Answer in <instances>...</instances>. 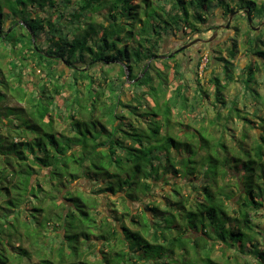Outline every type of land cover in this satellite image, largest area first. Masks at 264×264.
Listing matches in <instances>:
<instances>
[{
    "label": "trees",
    "instance_id": "1",
    "mask_svg": "<svg viewBox=\"0 0 264 264\" xmlns=\"http://www.w3.org/2000/svg\"><path fill=\"white\" fill-rule=\"evenodd\" d=\"M160 2L0 0V264H264V119L226 101L237 41L223 78L210 76L208 126L198 76L158 58L189 7L204 25L213 2L233 9ZM249 6L260 23L264 4ZM244 44L249 102L261 98L264 34Z\"/></svg>",
    "mask_w": 264,
    "mask_h": 264
},
{
    "label": "rangeland",
    "instance_id": "2",
    "mask_svg": "<svg viewBox=\"0 0 264 264\" xmlns=\"http://www.w3.org/2000/svg\"><path fill=\"white\" fill-rule=\"evenodd\" d=\"M152 1L153 6L159 10L160 9V0H150ZM186 1L187 5L189 4L190 0H184ZM226 4H229L233 11H236L239 9L242 10L245 7L249 6L250 2H254L257 7H260L261 4H264V0H225ZM135 4H138L139 1L134 2ZM171 3L168 4V7H171ZM189 7V5H188ZM209 12L204 14L205 20H207V23L205 25L203 23L197 22V20L194 17L195 10L189 7V23L187 28L183 30V32L179 31H174L172 34L170 33L169 37H167L163 43L164 46L159 48L158 51V58L159 60H165L164 58L161 57H168L171 52L176 49L179 44H188L196 39H202V40H208L211 39V37L214 35V31L218 33V36L213 38V42L207 45L206 47L202 45V43H198L196 47H191L187 50H184L182 52L174 54L176 56V61L178 63L184 62L185 63V68L186 69V80H195V78L200 79L201 84L204 85V88L209 92L210 94V99L208 102H206L204 109L209 111V117L206 119V123H204V126H208L210 124V120L213 119L216 115L217 112L213 106H211V103L215 102L214 99V91L212 88V85L209 81L210 76L212 74H216L221 76V67L224 64L225 60H229V54H228V49L231 47L233 43V39L237 41L238 43V51L235 59H232L231 61L235 65V73H234V82L231 83V85L228 87L226 90V101L228 104H231L233 101L238 100L239 107L242 109L244 107V104L247 105V111L249 113H253L256 110H259V117L260 119H264V79L263 75L258 77L259 81V88H260V94L261 98L258 100H254L252 98L249 99V102H245V96H244V87L242 85V80L244 79L242 76H240V69L245 68V66L248 64V54L245 53V44H244V39L246 37L247 33H251L252 36L258 35L260 33L264 34V27L261 28L258 32L253 31V29L249 26V21L248 19L243 15L244 12L241 11L240 15L236 18H234L231 22V27L230 29H215L217 26L223 22V24H226L228 14L224 10L219 9L217 2L212 3L210 6ZM254 15H256V11L253 12ZM247 14V12H246ZM248 16V15H247ZM145 17V16H142ZM233 18V14L230 16V19ZM259 25L258 19L255 17L253 20V26L257 27ZM211 29L209 32H205L204 29ZM220 28V27H218ZM259 27H257L258 29ZM194 29L197 31L194 32ZM202 49L205 52L204 59L202 61L201 67L199 69L196 68V63L198 61V56L196 49ZM210 50V52L213 54V57H215L214 61L208 63V57H207V50ZM248 50V49H247ZM246 50V51H247ZM209 52V51H208ZM167 59V58H166ZM176 61H173L169 63L168 65H171L173 67L176 63ZM211 61V60H210ZM149 63V62H148ZM256 65H259L258 62ZM156 67L159 69H163V64L161 62H157ZM128 74V71L125 72ZM173 73V70H170V77L173 78L176 75H171ZM122 75V74H121ZM118 77L120 75L118 74ZM221 78H223L221 76ZM128 84H131L129 80H127ZM171 89L170 91L172 92L175 87V82L174 80H171ZM130 90V89H129ZM127 94L131 95L129 91H126ZM132 96V95H131ZM192 97V95H189ZM151 102V101H150ZM153 105V102H151ZM11 106L14 105L12 102L8 103ZM203 109V110H204ZM228 110H224L223 113L226 114ZM128 114V111L125 112ZM250 119L252 117L249 116ZM188 121H186V124ZM202 124L198 123L197 127L201 128ZM243 127V123L239 125V128ZM212 127L209 128L210 132L212 131ZM60 130H63V127L60 128ZM240 132H237L235 137L237 140L240 139L241 135L239 134ZM257 134L258 136L261 135V130L260 129H255L251 130V135ZM227 146L232 149L235 146L238 147L237 141L233 142L230 139L226 140ZM251 145L249 143H244V147L246 151L250 150ZM44 175V173H43ZM240 175V174H239ZM235 181V180H234ZM81 187L82 190L89 191L91 185L89 182H81ZM166 190H170V187H166ZM169 192V191H167ZM161 193V192H159ZM133 207V205H132ZM140 207V204H136L134 206V209H138ZM261 217L257 226V229L261 230L264 232V212L261 213ZM257 224V223H256ZM243 263V262H242Z\"/></svg>",
    "mask_w": 264,
    "mask_h": 264
},
{
    "label": "flooded vegetation",
    "instance_id": "3",
    "mask_svg": "<svg viewBox=\"0 0 264 264\" xmlns=\"http://www.w3.org/2000/svg\"><path fill=\"white\" fill-rule=\"evenodd\" d=\"M263 4H261V6H262ZM255 6H256V4H255ZM257 7V6H256ZM247 10H249V16H247V14H246V12H247ZM250 10H251V7L250 6H247V7H245L244 9H242V10H240L239 11V9L238 10H236V11H232V12H230L227 16H228V18H227V22H226V24H223V22L222 23H220L218 26H217V28H215V29H230V25H231V22H232V20L234 19V18H236V17H238L239 15H240V13H241V11H243L244 12V16L248 19V21H249V17L252 19V20H254L255 19V17H256V15H254V13H250ZM233 14V18H231L230 19V16ZM229 26V28H226V26ZM250 26V25H249ZM253 26V25H252ZM252 26H250L252 29H253V27ZM218 27H220V28H218ZM257 27H259L260 29L261 28H263L264 27V19L259 23V25L257 26ZM257 27H254V28H257ZM253 31H255V32H258L259 30H253ZM218 36V33L217 32H215L214 31V35L211 37V39H208V40H210L209 42H206V43H202V45L203 46H207V45H209L210 43H212L213 42V38H215V37H217ZM185 45V44H184ZM183 46V44L181 45V44H179V46L176 48V49H174L172 52H171V54H173V53H176L177 52V50L179 49V48H181ZM208 51H210L209 49H208ZM171 54H169V56L171 55Z\"/></svg>",
    "mask_w": 264,
    "mask_h": 264
},
{
    "label": "water",
    "instance_id": "4",
    "mask_svg": "<svg viewBox=\"0 0 264 264\" xmlns=\"http://www.w3.org/2000/svg\"><path fill=\"white\" fill-rule=\"evenodd\" d=\"M247 15L249 16V10H247ZM249 25H250V26L253 25V20H252L250 17H249ZM252 27H253V26H252ZM226 28H229V26L227 25ZM253 30H260V28L257 29V28H254V27H253ZM209 41H210V40L196 39V40H194V41H192V42H190V43H188V44H186V45H183L181 48H179V49L177 50L176 53H179V52H182V51H184V50H187V49H189V48L195 46V45L198 44V43H206V42H209ZM176 53H173V54H171V55L168 56V57H161V58H164V59H166V58H171V57H173L174 54H176ZM152 60H153V59H151V60L149 61L148 64H150V63L152 62ZM147 69H148V67H147Z\"/></svg>",
    "mask_w": 264,
    "mask_h": 264
}]
</instances>
